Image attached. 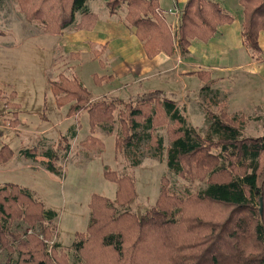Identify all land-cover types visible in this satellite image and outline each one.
Segmentation results:
<instances>
[{"label":"trees","instance_id":"trees-1","mask_svg":"<svg viewBox=\"0 0 264 264\" xmlns=\"http://www.w3.org/2000/svg\"><path fill=\"white\" fill-rule=\"evenodd\" d=\"M104 1L111 15L126 6L125 22L143 42L149 59L161 53L171 56L175 51L186 57L194 40L207 43L219 27L235 20L216 1L188 0L173 35L165 16L159 15L158 0ZM18 3L25 19L41 24L46 34L90 31L98 21L97 14L88 8V0ZM240 5L244 43L260 59L264 56L259 44L260 33L264 32V0H240ZM196 75L207 86L212 80L206 72ZM94 79L97 85L110 81L107 77ZM51 85L57 106H69V117L87 111L92 129L109 126V133L113 132L117 101L93 102L90 92L76 78L60 76ZM122 103L125 108L118 112V153L127 155L150 141L161 154L163 139L156 133L164 126L169 137L170 172L189 182H204L206 188L182 198L164 185L156 206L138 217L129 207L136 198L134 178L105 169V179L117 186L116 199L101 195L91 198L87 230L77 233L73 244L83 264H264V135H244L246 119L230 118L223 105L219 112L206 111L208 129L201 135L177 102L161 91ZM81 146L88 152L105 148L94 135ZM13 155L10 147H0V164ZM21 155L26 161L47 159L46 170L62 176L56 167L62 157L58 151L36 147ZM55 217L56 213L47 211L30 189L13 183L0 186V251L6 250L11 256L17 253L13 264H28L40 252L36 264L66 259L65 255L58 256L59 245H50L54 227L49 222ZM38 226L39 232L35 229ZM29 229L33 232L30 235Z\"/></svg>","mask_w":264,"mask_h":264},{"label":"rangeland","instance_id":"rangeland-1","mask_svg":"<svg viewBox=\"0 0 264 264\" xmlns=\"http://www.w3.org/2000/svg\"><path fill=\"white\" fill-rule=\"evenodd\" d=\"M161 1L164 8L175 2ZM222 6L225 8L224 3ZM159 7V15L165 16L160 3ZM88 8L102 18L110 13L104 0H88ZM225 10L230 14L227 7ZM126 13L123 5L115 15L126 21ZM92 67L86 59L59 50L44 33L41 24L29 23L18 0H0V147H10L14 153L7 163L0 164V186L13 183L26 187L47 211L56 213L49 222L54 227L50 245H59L58 256L65 255L66 259H51L49 264H83L73 244L76 234L87 230L91 198L101 195L112 201L116 199L117 186L105 179V169L134 178L136 198L129 207L138 217L156 206L164 185L182 198L196 195L206 188L204 182H189L170 172L167 166L169 137L164 126L156 133L163 139L161 154L150 141L131 149L127 155L118 153L116 139L121 134L118 112L125 108L122 102L147 93L117 97L118 94H112L108 87L103 88L102 93L97 92L89 79L99 74V70ZM60 76L78 79L87 87L93 102L117 101L119 110L115 114L116 125L112 133H109V126L92 129L87 111L69 117V106H57L51 84L59 81ZM214 79L216 81L210 86L205 84L203 87L197 82H187L184 88H176L174 93L166 95L185 111L190 125L201 135H205L208 129L206 111L219 112L220 105L230 118L246 119L244 135L254 138L264 135V84L240 75ZM91 135L103 142V151L88 152L81 146ZM36 147L60 153L62 157L56 167L61 171V177L46 170L44 163L47 159L26 161L23 158V151ZM35 229L39 232L41 228ZM32 233L31 229L27 231L29 235ZM36 257L41 258V252ZM36 257H31L28 264H36ZM17 259V253L11 256L6 250L0 251V264L11 261L13 264Z\"/></svg>","mask_w":264,"mask_h":264},{"label":"crops","instance_id":"crops-1","mask_svg":"<svg viewBox=\"0 0 264 264\" xmlns=\"http://www.w3.org/2000/svg\"><path fill=\"white\" fill-rule=\"evenodd\" d=\"M158 1L165 11L166 22L172 34H177L181 14L176 15L174 10H183L188 0H175L167 8L163 7L161 0ZM216 1H221L218 2L221 6L224 3L225 8L233 15L234 22L219 27L215 37L207 43L194 40L186 57L175 51L171 56L161 53L154 59H149L144 44L135 31L125 20L109 13L102 18L93 12L97 14L98 21L90 31L66 30L61 35H47L59 50H64L72 57L86 59L93 66L92 69L97 67L99 74L94 76L110 79L101 85L94 83V76L89 79L93 81L97 92L102 93L101 90L108 87L112 94H118L117 97L154 91L171 94L176 88H184L187 82H197L203 87L205 83L196 75L201 72L211 75L209 86L216 81L215 77L222 78L224 75H230L231 78L245 76L264 84V56L256 59L242 37L244 18L240 0ZM259 44L264 54V32L260 33ZM84 81L82 82L86 85ZM149 89L151 91L146 92Z\"/></svg>","mask_w":264,"mask_h":264},{"label":"water","instance_id":"water-1","mask_svg":"<svg viewBox=\"0 0 264 264\" xmlns=\"http://www.w3.org/2000/svg\"><path fill=\"white\" fill-rule=\"evenodd\" d=\"M262 210H263V205H262V202H261V208H260L261 213H262Z\"/></svg>","mask_w":264,"mask_h":264},{"label":"built area","instance_id":"built-area-1","mask_svg":"<svg viewBox=\"0 0 264 264\" xmlns=\"http://www.w3.org/2000/svg\"><path fill=\"white\" fill-rule=\"evenodd\" d=\"M174 11H175V14H176V15H178V14H179V12L177 11V9H175Z\"/></svg>","mask_w":264,"mask_h":264}]
</instances>
